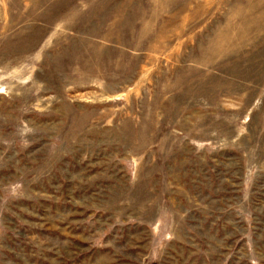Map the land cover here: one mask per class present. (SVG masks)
<instances>
[{"label":"rangeland","instance_id":"374dc122","mask_svg":"<svg viewBox=\"0 0 264 264\" xmlns=\"http://www.w3.org/2000/svg\"><path fill=\"white\" fill-rule=\"evenodd\" d=\"M0 264H264V0H0Z\"/></svg>","mask_w":264,"mask_h":264}]
</instances>
